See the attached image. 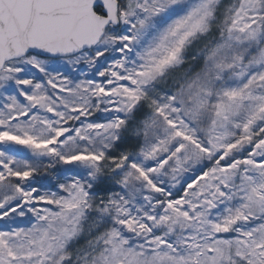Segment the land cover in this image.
Instances as JSON below:
<instances>
[{"label": "snow or ice", "instance_id": "1", "mask_svg": "<svg viewBox=\"0 0 264 264\" xmlns=\"http://www.w3.org/2000/svg\"><path fill=\"white\" fill-rule=\"evenodd\" d=\"M0 264H264V0H0Z\"/></svg>", "mask_w": 264, "mask_h": 264}]
</instances>
